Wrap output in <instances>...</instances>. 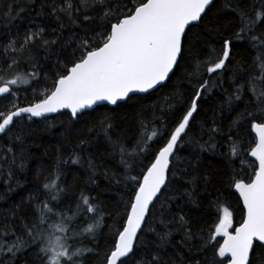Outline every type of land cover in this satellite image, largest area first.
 <instances>
[{
  "label": "snow or ice",
  "instance_id": "obj_1",
  "mask_svg": "<svg viewBox=\"0 0 264 264\" xmlns=\"http://www.w3.org/2000/svg\"><path fill=\"white\" fill-rule=\"evenodd\" d=\"M240 43L255 53L248 68L233 53ZM173 77L169 119L157 116L165 108L141 106L135 137L116 132L107 114L82 130L70 123L62 132H76L68 157L58 147L27 207L0 219V264L29 251L40 264H264V0H0V98L11 97L0 108L3 183L9 192L12 181L21 186L37 120L67 111L79 122L94 106L142 105ZM29 88L32 100L20 106ZM213 96L220 102L198 121ZM101 135L119 172L91 152ZM220 148L237 206L217 196L215 219L194 227L185 206H199L201 186L207 193L211 183L198 171L202 154ZM69 164L87 172L78 194L62 183ZM101 178L126 195L122 212H107L110 225L92 195ZM72 196L74 206L61 207Z\"/></svg>",
  "mask_w": 264,
  "mask_h": 264
},
{
  "label": "trees",
  "instance_id": "obj_2",
  "mask_svg": "<svg viewBox=\"0 0 264 264\" xmlns=\"http://www.w3.org/2000/svg\"><path fill=\"white\" fill-rule=\"evenodd\" d=\"M235 58L240 61L245 68H248L251 64L252 57L255 55L254 51L250 49L247 43H240L233 49ZM54 61H49L45 64L46 69H50L51 64ZM179 75V73L177 74ZM177 83L176 77H173L172 82L168 88L162 89L158 92L152 93L150 96H146L143 99L142 105L136 102H130L124 105L122 108H109L107 106H99L90 112H86L80 116L79 122H70V115L68 113L57 114L49 117L47 120H37L28 129L31 135L26 141V148L28 153V167L24 173H18L20 180V187H17L15 180L12 181L13 191L9 192L7 187L3 183L4 177L0 176V219L5 214L10 213L17 205H21L22 209L27 207L26 200L29 195L36 194V188L44 182L46 176L52 170V166L55 163L57 156V148H62L65 158L70 153V146L76 143V132L73 131L70 135H62V132L70 126V123L74 125L77 130H82L87 124L91 123L96 117L103 114L114 116L115 130L128 137H135L137 135V116L139 114L140 107L150 108L152 105H157L159 108H165L164 99L170 95L174 85ZM43 86V85H41ZM32 100V92L29 88L27 91L21 90L19 93V104L25 106ZM221 97L213 96L208 103L202 105V111L197 120H206L212 115V109L220 102ZM11 97L8 99L0 98V108L9 107ZM149 119H151V112L144 113ZM157 116L162 117L164 120H168L167 110H157ZM49 124L54 125L49 128ZM157 126L160 125V120L156 121ZM225 131L227 129L225 128ZM7 138L0 140V144H6ZM226 148H220L218 154L203 153L202 159L198 167V171L201 173H208L211 177V183L207 185V193L203 192V185L201 186L202 195L199 198V206L186 205L185 211L188 213L189 218L193 222V226H203L206 223H210L215 219V208L213 206L217 196H220L223 201L231 204L233 208L237 206L236 194L227 187L228 175L230 169L228 167L227 158L220 153L226 152ZM92 154L96 157L98 163H102L103 168L111 169L119 172L118 159L110 158V149L101 135L94 148L91 149ZM189 150L187 148L182 149L181 156L187 157ZM239 168L237 161L236 165ZM40 169L41 173L39 178L36 173ZM103 170V169H101ZM66 178L62 181L67 186L75 185L76 194L79 190L85 187V180L87 179V172L85 168L80 165H67L64 167ZM99 187L92 189V195L97 196L98 199L106 206L105 223L112 224V219L107 216V212H111L114 209L123 211L120 204V199L123 196L126 199V195L122 189L115 185H109V182L101 178L99 181ZM75 196L70 199H66L64 205L61 207L73 203L74 206ZM239 214L237 212V220ZM18 264H40V261L34 257V253L29 251L26 255L20 257ZM89 264H96L95 260L90 258Z\"/></svg>",
  "mask_w": 264,
  "mask_h": 264
},
{
  "label": "water",
  "instance_id": "obj_3",
  "mask_svg": "<svg viewBox=\"0 0 264 264\" xmlns=\"http://www.w3.org/2000/svg\"><path fill=\"white\" fill-rule=\"evenodd\" d=\"M99 106H107V107H109V108H114V107H115V106H112V105L103 104V105L94 106V109H95L96 107H99ZM90 111H92V110H91V109H90V110H86L85 113H86V112H90ZM64 113H68V112L65 111ZM68 114L70 115V113H68ZM54 115H57V114H49V117H52V116H54Z\"/></svg>",
  "mask_w": 264,
  "mask_h": 264
}]
</instances>
